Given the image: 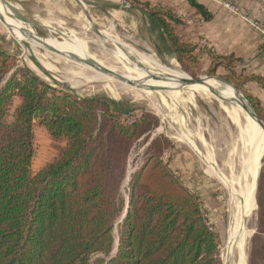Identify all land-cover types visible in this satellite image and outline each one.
Segmentation results:
<instances>
[{"label":"trees","instance_id":"1","mask_svg":"<svg viewBox=\"0 0 264 264\" xmlns=\"http://www.w3.org/2000/svg\"><path fill=\"white\" fill-rule=\"evenodd\" d=\"M186 2L202 20L211 19L199 0ZM138 10L177 63L193 60L194 49L169 24H179L177 18L148 3ZM211 61V75L221 66L229 71L222 79L242 90L231 59ZM245 96L264 120L259 101ZM133 111L106 97L57 91L0 50V264H223L198 196L162 160L173 147L165 137L153 139L131 175L122 218L128 159L159 125L144 109L128 123ZM35 126L65 146L32 173ZM256 205L247 264H264V164Z\"/></svg>","mask_w":264,"mask_h":264},{"label":"rangeland","instance_id":"2","mask_svg":"<svg viewBox=\"0 0 264 264\" xmlns=\"http://www.w3.org/2000/svg\"><path fill=\"white\" fill-rule=\"evenodd\" d=\"M0 1L15 9L19 21L31 28L36 39L34 44L22 35L24 41H18L0 23V50L13 56L16 66L28 68L57 91L63 89L79 98L106 97L124 104L134 110L127 119L129 122L139 116L141 109L158 119V127L147 138L144 136L137 142L128 159L126 179L121 190L126 200L125 208L128 204L131 175L144 163L145 151L153 139L158 136L165 137L173 147L162 153V160L169 165L178 179L198 196L208 223L218 234L220 260L227 264L228 222L229 216L235 211L230 190L238 192V184L234 182L237 183L240 178V169L237 168L240 167L239 159L231 155L241 148H244L245 155L249 153L245 112L236 113L242 128L244 127L240 130L223 113L221 108L223 105L227 106L225 102L213 98L202 100L196 91H155L146 94L145 91L122 85L115 79H96L101 71V63L116 74L138 77L139 73L128 61L116 56V50L152 71L186 75L190 80L208 78L210 80L204 81L214 82L229 75V71L221 66L216 75H211L214 65L205 59L215 56L210 43L203 38L188 43L194 49L192 58L195 61H185L181 66L169 48L158 40L159 35L152 31L147 16L138 10L148 3L156 10L167 11L173 16L180 15L181 26H188L185 16L186 0H79L80 4L76 0ZM207 1L238 19L255 34L257 32L252 24H264L245 13L235 0H223L227 7L219 4L220 0ZM246 18L249 23L245 21ZM169 24L172 25L170 22ZM177 29L182 30L179 27ZM94 30L99 32L101 37L96 35ZM34 45L48 46L49 55L42 49L33 48ZM65 55L78 61H71ZM238 68L239 66H236L234 80L240 82V77H237L241 75ZM238 92L240 93L239 90ZM240 94L247 100L245 95ZM16 103L18 102L15 101ZM247 103L250 105L248 100ZM258 117L261 118L260 115ZM64 146L65 140L56 141L43 128L35 126L32 173L53 160ZM263 164L264 156L260 159V170ZM209 166L224 174L228 188L212 176ZM250 210L251 213L244 223L245 264L250 241L257 227L256 196Z\"/></svg>","mask_w":264,"mask_h":264},{"label":"bare ground","instance_id":"3","mask_svg":"<svg viewBox=\"0 0 264 264\" xmlns=\"http://www.w3.org/2000/svg\"><path fill=\"white\" fill-rule=\"evenodd\" d=\"M76 2L80 4L79 0H76ZM14 10L15 9L10 8L7 4L0 1V23L3 25V27L8 31V33L12 37L16 38V40L24 41L23 36H25L27 37V39L31 41V43L36 44L35 43L36 39L34 37L31 28L28 25L19 21ZM32 47L42 49L47 53V55H49L48 46L41 47L34 45ZM116 51H117L116 56L118 55L121 59L128 61L130 65H132V67L139 73L138 77L134 78L128 75L116 74L111 68L106 67L101 63L100 67H104L109 71H111L113 74L123 77L124 80L122 81L116 79L115 77L106 75L102 70L98 73L96 79L97 78L101 79L103 77L109 78V80L115 79L116 81L122 83V85H127L134 90L145 91L146 94L155 91H173L175 93L180 91H187V90L196 91V93H198L197 96L202 100L213 98L216 99L217 101L225 102L227 106L223 105L221 108L223 113L225 114L226 118L240 130H243L244 127L242 128V125L240 123L239 118L236 116V113L245 112L244 122L248 128L249 153L247 152L245 155L244 148H241L237 153L231 155V157H236L237 159H239L238 163L240 167L237 168L240 169L238 173V176L240 178L237 180V183L234 182V184L236 185L238 184L239 187L238 192H236L235 190L232 191L230 190L235 211H233L229 216V222H228L229 241L227 247L228 248L227 264H245L244 223H245V218L249 216L251 213L250 207L254 199V176L260 166V159L262 160L264 156L263 154L264 124L263 127L262 125H259L258 120H254V118L251 117L245 111V107H247V103L244 101L240 93L237 92L231 84L226 83L221 79H217L218 82L205 81V85H202L201 83H191L190 78H188L186 75H178V74L172 75V74H167L165 72H155L156 70L152 71L151 69L145 68L141 66L139 63L134 62L131 59L127 58V56L123 52L118 50ZM65 57H67L71 61L77 62L72 57H69V55H65ZM207 79L208 78H204L203 80H207ZM127 81L129 83H127ZM210 88L213 89L215 93L211 92ZM234 99L238 103H231V101ZM208 169L213 177L218 179L222 185L226 186V178L221 171L214 169L213 167L210 166L208 167ZM240 228H242L241 232H240Z\"/></svg>","mask_w":264,"mask_h":264},{"label":"crops","instance_id":"4","mask_svg":"<svg viewBox=\"0 0 264 264\" xmlns=\"http://www.w3.org/2000/svg\"><path fill=\"white\" fill-rule=\"evenodd\" d=\"M199 1L210 13L211 19L209 21L202 20L195 10L186 3V15H184L187 16L188 26H181L180 15L174 16L179 20V24L169 21L176 34L185 43L203 38L210 43L215 57L231 59L235 66L234 72H237L236 66H239L241 75L237 77H240V81L244 82L240 93L256 98L264 109V46L259 34H255L248 26L211 2ZM235 2L250 17L264 23V0H235ZM178 27L182 30L177 29ZM151 29L157 33V36L159 35L158 40L167 46L160 31L153 30L152 26ZM205 60L209 64L212 63L211 59Z\"/></svg>","mask_w":264,"mask_h":264},{"label":"water","instance_id":"5","mask_svg":"<svg viewBox=\"0 0 264 264\" xmlns=\"http://www.w3.org/2000/svg\"><path fill=\"white\" fill-rule=\"evenodd\" d=\"M94 31H95L96 35H98L99 37H101V34L99 32H97L96 30H94ZM75 60L78 61L77 59H75ZM100 70H102L104 72V74H106V75L115 77L116 79H119V80H122V81L124 80L123 77H121L119 75H116V74H113L111 71H109L108 69H106L104 67H100ZM224 82H226V81H224ZM127 83H129V82L127 81ZM191 83H201L202 85H205V81L203 80V78L191 79ZM226 83H228V82H226ZM233 88L235 89L234 86H233ZM210 91L213 92V93H215V91L213 89H211V88H210ZM236 91L238 92V90H236ZM242 98H243V96H242ZM244 101L247 103V100L244 99ZM231 103H238V102L234 99V100L231 101ZM245 111L251 117H253L254 120H258V124L259 125H262V127H263V124H264L263 120L258 117L257 113L254 111V109L248 103H247V107H245ZM259 172H260V167L258 168V170L256 171L255 176H254V200H255V196H256V190H257V183H258V178H259ZM127 207H128V204L126 205V208H125V214L127 213V210H128ZM241 230H242V228H240V232H241Z\"/></svg>","mask_w":264,"mask_h":264},{"label":"built area","instance_id":"6","mask_svg":"<svg viewBox=\"0 0 264 264\" xmlns=\"http://www.w3.org/2000/svg\"><path fill=\"white\" fill-rule=\"evenodd\" d=\"M217 2V0H214ZM219 4H221L224 7H227V3H225L223 0H220L218 2ZM245 21H247L249 23V20H247V18L245 19ZM254 30L259 34L260 39H261V43L264 46V24L262 23H254L252 24ZM129 123V121H127Z\"/></svg>","mask_w":264,"mask_h":264}]
</instances>
